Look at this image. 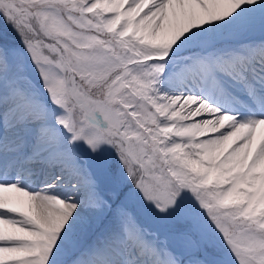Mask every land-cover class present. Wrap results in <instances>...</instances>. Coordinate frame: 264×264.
I'll list each match as a JSON object with an SVG mask.
<instances>
[{"label":"snow or ice","instance_id":"snow-or-ice-1","mask_svg":"<svg viewBox=\"0 0 264 264\" xmlns=\"http://www.w3.org/2000/svg\"><path fill=\"white\" fill-rule=\"evenodd\" d=\"M0 264H264V0H0Z\"/></svg>","mask_w":264,"mask_h":264}]
</instances>
